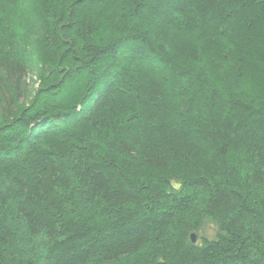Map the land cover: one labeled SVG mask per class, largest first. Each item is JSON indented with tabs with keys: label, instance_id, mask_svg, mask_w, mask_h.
Here are the masks:
<instances>
[{
	"label": "trees",
	"instance_id": "16d2710c",
	"mask_svg": "<svg viewBox=\"0 0 264 264\" xmlns=\"http://www.w3.org/2000/svg\"><path fill=\"white\" fill-rule=\"evenodd\" d=\"M0 264H264V0H0Z\"/></svg>",
	"mask_w": 264,
	"mask_h": 264
},
{
	"label": "rangeland",
	"instance_id": "374dc122",
	"mask_svg": "<svg viewBox=\"0 0 264 264\" xmlns=\"http://www.w3.org/2000/svg\"><path fill=\"white\" fill-rule=\"evenodd\" d=\"M25 84H26L25 86H26L27 91L24 93V95H26V96L28 95L29 98L33 97L36 90H38V82H37L36 77L33 75L29 76L26 79ZM13 223H11V225H10V228L13 229V231L11 232L12 240H13L12 246H15L16 248H18V245L21 244L23 247H22V250L19 251V253H21L22 256L30 255V254H33V256H36V254H34L33 252L35 250L37 251V254H38V252H40L38 249L39 243L35 247V243H33L34 240H30V239L26 238V236H24V234H22L21 227L17 228V226H16L17 224L13 225ZM14 228H16L15 231H14ZM13 234H14V236H13ZM16 243H19V244H16ZM40 247H41V244H40Z\"/></svg>",
	"mask_w": 264,
	"mask_h": 264
},
{
	"label": "water",
	"instance_id": "95a60500",
	"mask_svg": "<svg viewBox=\"0 0 264 264\" xmlns=\"http://www.w3.org/2000/svg\"><path fill=\"white\" fill-rule=\"evenodd\" d=\"M190 240H191V243L194 244L195 241H196V240H195V236H194V235H191V236H190Z\"/></svg>",
	"mask_w": 264,
	"mask_h": 264
}]
</instances>
